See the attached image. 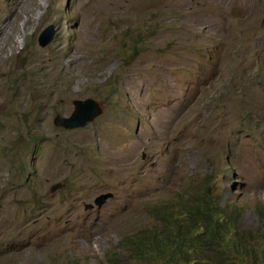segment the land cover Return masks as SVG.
Masks as SVG:
<instances>
[{
    "label": "rangeland",
    "instance_id": "rangeland-1",
    "mask_svg": "<svg viewBox=\"0 0 264 264\" xmlns=\"http://www.w3.org/2000/svg\"><path fill=\"white\" fill-rule=\"evenodd\" d=\"M0 59V264H145L121 240L191 186L264 236V0H0Z\"/></svg>",
    "mask_w": 264,
    "mask_h": 264
},
{
    "label": "trees",
    "instance_id": "trees-1",
    "mask_svg": "<svg viewBox=\"0 0 264 264\" xmlns=\"http://www.w3.org/2000/svg\"><path fill=\"white\" fill-rule=\"evenodd\" d=\"M191 188L195 193L189 189L176 200L148 207L161 225L121 240L128 259L145 264H264V243L258 242L264 236L248 240L237 230L240 207L223 208L216 195ZM109 259L116 264V258Z\"/></svg>",
    "mask_w": 264,
    "mask_h": 264
},
{
    "label": "water",
    "instance_id": "water-1",
    "mask_svg": "<svg viewBox=\"0 0 264 264\" xmlns=\"http://www.w3.org/2000/svg\"><path fill=\"white\" fill-rule=\"evenodd\" d=\"M55 32L56 29L54 25L51 24L47 26L39 36L40 46L45 47L50 44L54 39ZM73 103L74 108L72 113L69 116H62L61 114H58L54 118L55 125L61 126L65 129L85 127L101 116L104 111L103 104L93 97L76 99ZM63 186L64 184L57 183L52 190H57ZM113 195L114 193L111 191L101 193L95 197L93 203H87L85 204V207L87 209H92L95 205L101 206Z\"/></svg>",
    "mask_w": 264,
    "mask_h": 264
},
{
    "label": "bare ground",
    "instance_id": "bare-ground-1",
    "mask_svg": "<svg viewBox=\"0 0 264 264\" xmlns=\"http://www.w3.org/2000/svg\"><path fill=\"white\" fill-rule=\"evenodd\" d=\"M77 43H78V42H77ZM77 43L75 44V45H76V47L78 46V44H77ZM9 44H10V42H9ZM0 60H1V59H0Z\"/></svg>",
    "mask_w": 264,
    "mask_h": 264
}]
</instances>
